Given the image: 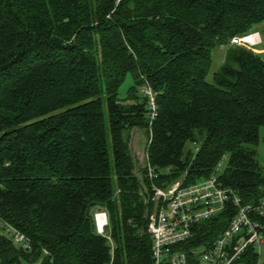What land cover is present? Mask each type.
<instances>
[{
  "label": "trees",
  "instance_id": "1",
  "mask_svg": "<svg viewBox=\"0 0 264 264\" xmlns=\"http://www.w3.org/2000/svg\"><path fill=\"white\" fill-rule=\"evenodd\" d=\"M261 22L264 0H0V264H155L147 163L157 184L218 173L243 201L264 196V57L228 43ZM133 128L148 136L140 173ZM235 213L228 201L171 251L200 262ZM231 264H260L257 246Z\"/></svg>",
  "mask_w": 264,
  "mask_h": 264
},
{
  "label": "built area",
  "instance_id": "2",
  "mask_svg": "<svg viewBox=\"0 0 264 264\" xmlns=\"http://www.w3.org/2000/svg\"><path fill=\"white\" fill-rule=\"evenodd\" d=\"M260 42L259 30L232 36L228 41L231 45L244 43L251 46ZM221 46H225V43ZM143 90L149 96L150 117L154 119L158 114L157 92L149 83ZM224 163L222 160L219 166L223 167ZM147 167L148 176L152 179V199L155 203V210L151 213L148 224V232L153 236L155 264H231L249 244L257 246L264 242V222L254 216H264V196L258 201H243L233 188L223 185L218 173L193 182H186L182 176L168 185H161L154 181V178L159 177V172L150 163H147ZM228 201L236 205V213L210 247L202 252L200 262H189L188 252L184 249L171 251L172 244L192 235L193 223L212 217ZM94 219L97 232L109 238L114 246L107 210L97 208ZM7 229L15 242L25 248L29 247L22 232L12 226H7Z\"/></svg>",
  "mask_w": 264,
  "mask_h": 264
},
{
  "label": "rangeland",
  "instance_id": "3",
  "mask_svg": "<svg viewBox=\"0 0 264 264\" xmlns=\"http://www.w3.org/2000/svg\"><path fill=\"white\" fill-rule=\"evenodd\" d=\"M259 28H261V35L264 39V22L259 24ZM262 39V38H261ZM262 41V40H261ZM254 50L264 57V41L260 42L253 46ZM226 54V49L217 47L213 51V61L209 72V78L213 80L214 72L221 66L224 61ZM133 83V78L131 74H128L125 78L124 82L121 85V95L124 96L127 93V89ZM143 89V87H142ZM131 148L132 152L135 156L136 161V169L137 172L140 173L141 167H144L147 161V152H146V143H147V133L144 129L133 128L131 131ZM258 150V158L260 163L264 166V126L261 127L260 130V141L257 146ZM257 248L260 252V264L264 262V242L261 245H257ZM40 264V261L35 263Z\"/></svg>",
  "mask_w": 264,
  "mask_h": 264
},
{
  "label": "crops",
  "instance_id": "4",
  "mask_svg": "<svg viewBox=\"0 0 264 264\" xmlns=\"http://www.w3.org/2000/svg\"><path fill=\"white\" fill-rule=\"evenodd\" d=\"M258 30H259V32H260V35H261V28H259ZM261 38H262V39H261V40H262L261 42H263V41H264V39H263L262 35H261Z\"/></svg>",
  "mask_w": 264,
  "mask_h": 264
},
{
  "label": "water",
  "instance_id": "5",
  "mask_svg": "<svg viewBox=\"0 0 264 264\" xmlns=\"http://www.w3.org/2000/svg\"><path fill=\"white\" fill-rule=\"evenodd\" d=\"M191 168H192V164L190 165V167H189L188 171H190V170H191Z\"/></svg>",
  "mask_w": 264,
  "mask_h": 264
}]
</instances>
